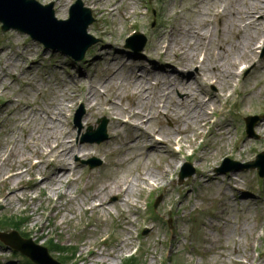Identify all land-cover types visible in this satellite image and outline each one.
Returning a JSON list of instances; mask_svg holds the SVG:
<instances>
[{
	"label": "rangeland",
	"instance_id": "1",
	"mask_svg": "<svg viewBox=\"0 0 264 264\" xmlns=\"http://www.w3.org/2000/svg\"><path fill=\"white\" fill-rule=\"evenodd\" d=\"M38 1H53L58 19H68L75 2ZM82 1L85 7L97 5L91 8L95 21L89 32L99 41L80 62L46 49L27 34L4 33L0 27L1 214L28 216L21 230L44 246L52 238L76 246L73 255L51 252L63 264H123L137 249L140 264H264V177L256 167L217 171L226 157L244 164L264 152V54L259 53L262 48L250 54L244 51L246 44H238L249 29L243 30L244 8L256 10L264 0ZM230 11L236 17L231 18ZM129 24L147 38L141 53L125 47ZM199 33L203 40L194 47ZM261 35L255 31L251 43L256 40L264 46ZM125 50L129 54L124 57L138 61L137 70L143 67L154 86L145 96L153 98L143 106V121L135 108L142 102L137 70L113 61ZM200 53H206L202 65ZM239 67L245 70L238 76ZM165 71L180 80L185 74L177 71L188 72L194 96L182 100L176 97L185 93H177L162 110L155 97L165 89L156 87ZM153 73L159 81L152 80ZM199 103L206 107L204 114L219 113L202 145L200 124L214 117L193 114L190 120V110ZM81 106L85 113L80 131L74 115ZM234 113L238 115L231 116ZM247 115L261 116L256 136L246 133ZM101 117L109 119L108 140L81 142L89 126L97 129ZM46 127L55 129L54 138L70 132L73 144L80 146L76 154L69 156L63 146L46 155L45 145L52 144V138L39 137ZM150 133L160 134L164 142L157 143ZM176 139L183 144L180 154ZM84 147L87 150L79 153ZM11 149L13 155L2 162V155ZM93 157L103 164L90 168L82 163ZM51 158L55 164L49 166ZM39 160L44 164L34 167ZM187 161L195 172L180 182ZM66 167L59 181V170ZM16 172L24 173L20 181H1L3 175ZM149 179L158 180L159 188ZM116 188L118 195L112 192ZM157 197L161 201L153 213L151 202ZM20 261L12 249L0 244V264Z\"/></svg>",
	"mask_w": 264,
	"mask_h": 264
},
{
	"label": "water",
	"instance_id": "2",
	"mask_svg": "<svg viewBox=\"0 0 264 264\" xmlns=\"http://www.w3.org/2000/svg\"><path fill=\"white\" fill-rule=\"evenodd\" d=\"M0 20L4 22V30L16 28L27 32L47 46L61 49L79 59L91 45V42H84V38L87 37V27L93 19L90 10L83 8L81 0L72 7L71 19L68 21L56 20L53 5L44 6L37 0H0ZM82 43L83 49L78 54L75 47ZM100 131L102 137L97 141L107 138L106 121L100 125ZM0 238L39 264H61L49 255L46 248L34 244L31 239L23 240L16 232L0 233Z\"/></svg>",
	"mask_w": 264,
	"mask_h": 264
},
{
	"label": "bare ground",
	"instance_id": "3",
	"mask_svg": "<svg viewBox=\"0 0 264 264\" xmlns=\"http://www.w3.org/2000/svg\"><path fill=\"white\" fill-rule=\"evenodd\" d=\"M237 1L245 3V0H237ZM91 8L92 9L97 8L95 3L92 2ZM229 13H230V17L232 16L231 18L236 17V15H237V13L232 12V11H230ZM244 17H245L246 22L243 26V30H247L248 28L249 29L247 31H245V33L242 35L243 37L241 38V41L238 44H240V43L246 44L244 47V50L248 49L249 50L248 52L250 54H253L255 52L254 50H256V40H253L252 43H251V41L253 39L252 37L254 36L255 31L256 32L260 31V33L262 34L261 36L264 35V4H262L256 10H254V7L247 8V6H246L244 8ZM165 34H168V33L166 32ZM195 39H196V41H195V43H193V46L197 47L198 42L203 40V34L202 33L197 34V38H195ZM237 48H238V46H237ZM121 53L123 55H121L119 57L114 56L113 61H117V62L125 64V65L127 64L129 66H133L137 70V62L138 61L136 62V60H133V58L124 57L125 53H127L126 51L121 52ZM170 66H171V64H170ZM172 68H174L175 70H178V67L176 65H173V64H172ZM236 68H238V67H236ZM225 70H226L225 68L222 69L223 72H225ZM137 73L139 74V78L136 79L138 82L137 90H139V91H137V93L140 94V99L142 102L137 104L135 108L138 110V113H136V115H139L143 121L145 118V115L142 112L143 106L146 104V102H149V100H151V98H153L151 96L150 97L149 96L145 97V96L149 95L151 93V90L154 88V86H153L152 81H149V79L146 76H144L145 72H144L143 67L139 68L137 70ZM149 74H152V72L150 71ZM177 75H184V79L180 80L175 74L170 73V71H165L164 76L162 77L159 84H156V87L160 86V87L165 88L163 90L162 94L155 97V98H157L155 103H157V104L162 103L163 109L164 108L167 109V106H168L167 100L171 99L173 96L176 97L177 93L178 94L185 93V96L182 98H180L178 96L176 97L177 99H182V100H185V98H192L194 96V94L191 93V87H193V83H191L190 80L188 79L190 74L188 72L184 73L183 71H177ZM159 78H160V76L157 73H153V79H152L153 81H159ZM213 84H215V82L212 83V85ZM164 98L166 99V101L163 100ZM108 101L110 102V104L112 106L115 105V102L113 103V100L110 99ZM153 104L154 103H151L149 106H152ZM210 104H213V103H210ZM198 105H199L198 108L195 107V108L190 110V120H192V121H193V114L194 115L196 114L197 116L199 115L198 117H204L205 116V114L203 113L204 109L206 108L205 105L201 104V103H199ZM201 105H202V107H201V109H199ZM117 111H119V110H116V111L114 110L115 113H117ZM138 124H139V122L137 123V126H138ZM134 126H136V125H134ZM54 130L55 129L53 127L52 128L46 127L41 133H39L40 138L41 137L42 138L44 137L45 139L52 138V141H51L52 144L45 145L48 148L46 150L45 154L48 156H51V155H53V153L56 150H58L59 148H62L63 146H66V149L63 151H65L66 154H68L69 156L73 157L76 154V148L79 149L80 146H76L73 144V142L71 140V137H72L71 133L67 131V132H64L60 138H58V137L54 138L52 136L53 135L52 133L54 132ZM61 131H62V129L60 130V132ZM155 134H157V133H155ZM158 135L161 138V135L160 134H158ZM150 137H153L155 139V137L152 135V133H150ZM58 140H59V142L57 144H55ZM155 140L157 141V143H161L157 139H155ZM162 141L164 142L163 139H162ZM42 142H44V140ZM86 150H87V147H84V148H82V150L79 151V153L85 152ZM13 152H14V150L11 149L7 155L3 154L2 155L3 156L2 162L5 163V161L7 160V157L10 154L13 155ZM15 153H18V151L16 150ZM21 155H23V154H21ZM42 164H44L43 161L39 162V164L37 166H41ZM53 164H55V158L48 159V165L51 166ZM68 167L61 168L59 170L60 172L58 173L57 176L59 177V174H61V172H63V171H66L68 169ZM146 174H149V172H146ZM152 176H154L156 178L158 177L155 174H152ZM22 177H23V173H21V172L7 173V174L3 175V177L1 178V181H8L9 182V181L13 180L14 182H17V181H20L22 179ZM44 179L46 180L47 177ZM62 179H65V177L62 176ZM59 181H61L60 177H59ZM156 181L158 182V180H156ZM118 191H119V188H116L115 190L112 189V192H117V195H118ZM12 192L15 193L16 191L12 190ZM101 205H103V204H101ZM90 264H93V263H90Z\"/></svg>",
	"mask_w": 264,
	"mask_h": 264
},
{
	"label": "trees",
	"instance_id": "4",
	"mask_svg": "<svg viewBox=\"0 0 264 264\" xmlns=\"http://www.w3.org/2000/svg\"><path fill=\"white\" fill-rule=\"evenodd\" d=\"M6 222L18 229L23 224L24 221L23 219L17 220L15 217H11V218H6ZM0 224H4V222L0 220Z\"/></svg>",
	"mask_w": 264,
	"mask_h": 264
}]
</instances>
